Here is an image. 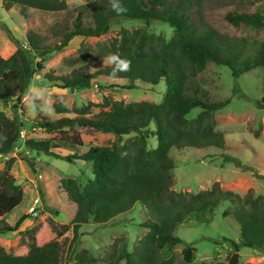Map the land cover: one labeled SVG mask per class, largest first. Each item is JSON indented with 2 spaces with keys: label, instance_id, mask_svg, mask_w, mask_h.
I'll use <instances>...</instances> for the list:
<instances>
[{
  "label": "trees",
  "instance_id": "obj_1",
  "mask_svg": "<svg viewBox=\"0 0 264 264\" xmlns=\"http://www.w3.org/2000/svg\"><path fill=\"white\" fill-rule=\"evenodd\" d=\"M202 0H119L127 10L115 11L110 0H95L86 5L69 7L65 0H1L5 10L16 9L23 19L29 11L57 13L63 22L55 23L48 35L27 31L25 43H17L15 52L8 58L0 56V102L20 98L30 87L35 75L43 70V62L51 54L61 52L76 38H99L108 33L113 22L140 21L145 25L161 22L173 29L170 39L148 33L145 29H121L119 39L109 44L82 46L78 56L66 59L69 66L78 65L68 75L55 77L50 72L42 78L61 89L78 91L93 85L94 78L108 82L120 81L111 88L133 90L140 85L163 87L160 103L147 101L126 103L104 99L95 107L87 104L68 117L69 109L63 102H54L52 109L58 119L36 113L29 126L46 134L49 139H26L27 151L53 157L66 163H91L92 179L81 183L75 179H62L60 189L69 202L73 237L69 253L78 241V231L90 222L102 226L118 216L140 209L145 216L141 224L148 232L132 253L121 240L117 247L96 260L87 250L74 254V264H173L167 250L182 241L174 235L177 227L190 221L208 225L221 203L233 206L230 218L238 227L239 248L264 254V197L248 190L243 196L220 188L214 182L209 189L197 192H177L173 178L174 164L169 152L182 150L224 152L223 132L216 129L214 116L230 105L240 94L239 77L255 68H264V38L222 37L200 27L190 17V6ZM226 21L235 27L242 25L254 34L264 37V0L253 12H228ZM10 33V32H9ZM12 41L15 39L9 34ZM118 54L131 61L130 72H120L121 79L109 78L113 65L90 73V62L109 54ZM227 68L233 79L232 93L227 98H216L201 84L200 74L209 64ZM264 89V78H263ZM264 110V91L255 102ZM92 108H97L93 113ZM91 130L112 134L118 141L111 146H84L77 130ZM21 123L0 112V157L14 153L20 138ZM132 138L121 143L123 136ZM156 139L155 147L149 145ZM65 149L72 154L62 156L55 152ZM18 159L25 162L31 172L37 171L31 160L21 153ZM224 162L240 167L233 157L224 156ZM15 157H10L0 171V234L18 230L25 217L20 216L14 225L4 218L20 205L22 188L11 174ZM258 179L264 176L255 175ZM58 215V210H54ZM69 226L59 230L50 221V227L24 254L8 253L0 246V264H61L63 246L60 238ZM68 253V254H69ZM196 250L191 245L181 251L184 264H193ZM227 264H241L240 256L233 253ZM249 264V263H246Z\"/></svg>",
  "mask_w": 264,
  "mask_h": 264
},
{
  "label": "rangeland",
  "instance_id": "obj_2",
  "mask_svg": "<svg viewBox=\"0 0 264 264\" xmlns=\"http://www.w3.org/2000/svg\"><path fill=\"white\" fill-rule=\"evenodd\" d=\"M95 0H65L69 7L86 5ZM261 5V0H202L190 6V17L200 27L207 28L222 37L245 38L249 36L263 39L261 33L254 34L242 25H230L225 16L228 12L237 11L249 13ZM28 19H23L16 9L5 10L0 0V56L8 58L12 55L17 43H25L26 33L29 30L40 35H48L50 28L55 23L63 22L62 15L57 13H43L30 10ZM126 29L133 31L145 29L148 33L161 35L170 39L173 29L161 22H151L145 25L140 21L119 20L113 22L107 34L99 38H74L61 52H56L47 57L43 62V70L35 75L30 87L37 91L44 90L40 98L28 90L11 102H0V112L7 117H15L22 125L21 135L15 145L14 153L8 157H0V171L10 157H15L11 174L16 179V184L22 188L23 199L18 207L11 211L4 220L9 225H14L20 216L25 219L15 232L0 234V246L8 253L21 255L26 253L33 236L36 241L50 227L52 221L59 230L61 226H69L68 231L60 238L63 246V260L61 264H74V254L87 250L96 260H103L105 253L117 247L123 240L127 251L132 253L139 246L140 240L148 232L142 227L145 221L144 213L135 209L131 214L114 218L105 225L97 226L90 222L78 231V241L69 253L73 237V228L70 224L69 202L60 189L62 179L72 178L81 183L92 179L91 163L75 162L66 163L53 157L44 156L27 151L24 147L26 139H49L53 134H46L40 130H33L29 126L30 119L37 112L50 119H58L54 112L45 114L41 106L46 102L51 107L54 102H63L69 109L68 117H74L76 111L87 104L99 105L104 99L123 101L126 103L147 101L160 103L163 87L140 85L133 90L111 88L114 84L122 82H108L104 78H94L93 85L88 89L70 91L61 89L55 84L43 80L42 75L50 72L59 77L68 75L78 65L69 66L65 60L78 56L82 46H91L96 51L98 44H109L119 39V31ZM10 32V33H9ZM9 34L15 39L11 40ZM108 56V55H107ZM105 58V57H103ZM103 58L92 61L88 65L90 73H95L108 67L103 64ZM95 69V70H92ZM202 87L216 98L231 96L233 79L227 68L209 64L199 76ZM264 68H255L242 74L237 83L240 94L234 96L229 106L215 114L216 129L223 132L226 149L196 151L182 150L169 152V157L174 164L172 171L177 192H197L209 189L214 182H218L223 190H229L243 196L248 190H253L257 195L264 197V180L255 175L264 176V110L256 108L255 102L263 95ZM113 83V84H112ZM28 100H25V95ZM92 108V112H97ZM84 146L80 152L87 150L91 144L98 146H111L118 141L112 134H103L91 130H77ZM133 134L123 136L120 141L125 142ZM151 148L155 147L156 139L149 140ZM56 153L65 156L72 154L68 150L58 149ZM21 153L26 159L31 160L37 174L34 175L28 165L18 159ZM233 157L240 163V167L232 162L225 163L224 156ZM30 208H33L30 211ZM54 210H58L56 215ZM233 206L221 203L211 217L208 225L190 221L174 231V235L182 242L167 250V257H171L173 264H184L181 251L185 246L195 248L193 264H227V259L237 253L241 264H264V254L247 248H238L233 244L239 242L237 225L231 220L230 212ZM69 253V254H68Z\"/></svg>",
  "mask_w": 264,
  "mask_h": 264
},
{
  "label": "clouds",
  "instance_id": "obj_3",
  "mask_svg": "<svg viewBox=\"0 0 264 264\" xmlns=\"http://www.w3.org/2000/svg\"><path fill=\"white\" fill-rule=\"evenodd\" d=\"M110 3H112V7L115 11L119 13L125 12L127 9L124 8L120 3L119 0H110ZM103 64H110L113 65V71L110 73L109 78L113 80L121 79V77L118 75L120 72H130L131 71V61L127 58H121L118 54H109L105 58H103ZM95 70V69H92ZM44 90L37 91L34 87L29 88L30 93H34L37 98H40L43 94ZM28 95H25V100H28ZM41 111L45 114H50L54 111V109L51 108L50 103H45L41 106Z\"/></svg>",
  "mask_w": 264,
  "mask_h": 264
},
{
  "label": "water",
  "instance_id": "obj_4",
  "mask_svg": "<svg viewBox=\"0 0 264 264\" xmlns=\"http://www.w3.org/2000/svg\"><path fill=\"white\" fill-rule=\"evenodd\" d=\"M233 247H234V249L237 251L238 250V245L237 244H233Z\"/></svg>",
  "mask_w": 264,
  "mask_h": 264
},
{
  "label": "built area",
  "instance_id": "obj_5",
  "mask_svg": "<svg viewBox=\"0 0 264 264\" xmlns=\"http://www.w3.org/2000/svg\"><path fill=\"white\" fill-rule=\"evenodd\" d=\"M20 135H21V132H20ZM33 210V208H30V211H32Z\"/></svg>",
  "mask_w": 264,
  "mask_h": 264
}]
</instances>
